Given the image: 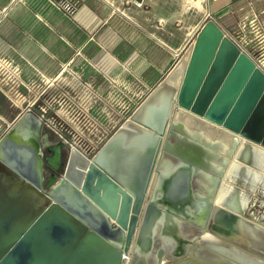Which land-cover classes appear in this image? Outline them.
Segmentation results:
<instances>
[{
	"label": "water",
	"instance_id": "1",
	"mask_svg": "<svg viewBox=\"0 0 264 264\" xmlns=\"http://www.w3.org/2000/svg\"><path fill=\"white\" fill-rule=\"evenodd\" d=\"M196 119L264 146V71L213 20L91 157L70 146L49 186L46 137L22 111L0 136V264H264V228L217 202L235 140L223 157Z\"/></svg>",
	"mask_w": 264,
	"mask_h": 264
},
{
	"label": "rangeland",
	"instance_id": "2",
	"mask_svg": "<svg viewBox=\"0 0 264 264\" xmlns=\"http://www.w3.org/2000/svg\"><path fill=\"white\" fill-rule=\"evenodd\" d=\"M70 1L76 12L91 2ZM92 1L101 8L94 11H102L96 12L100 20L95 28L105 34L104 42L97 40V32H81L72 44L81 47L89 37L97 38L105 56L95 61L103 71L89 74L85 54L76 47L75 60L49 75L31 54L17 48L18 34L25 29L22 18H27L32 1L0 0V136L28 110L39 120L47 145L62 143L65 157L71 145L91 157L183 59L207 20L215 21L264 71V0ZM41 3L64 12L48 0ZM36 9L34 4L31 11L37 14ZM42 151L49 153L43 146ZM234 184L245 188L240 181ZM247 194L256 203L251 212L259 218L264 212V185Z\"/></svg>",
	"mask_w": 264,
	"mask_h": 264
},
{
	"label": "crops",
	"instance_id": "3",
	"mask_svg": "<svg viewBox=\"0 0 264 264\" xmlns=\"http://www.w3.org/2000/svg\"><path fill=\"white\" fill-rule=\"evenodd\" d=\"M31 1L33 6L36 5L37 14L31 11L33 6H30L31 10H26L27 18L25 15L22 18L25 29L23 28L18 34L16 42L20 45L17 48L22 49L26 54H31L30 56L37 60L38 66L45 69L49 75L57 72L58 66L63 67L65 65L64 69L75 60L72 56L76 47L81 48L83 53L81 51L80 53L82 55L85 54L84 59L90 65L87 69L89 74H92L94 70L98 71V69L103 71L95 61L98 57L104 59L105 56L104 46L98 42H104L103 36L105 34H101V31H96L95 28L100 20L96 12L102 11L95 12L94 8L98 10L101 8L95 6L91 0V2L81 5L76 14L70 17L62 11L59 12L57 9L43 6L41 0ZM77 24L83 28L78 27ZM81 32H97L99 39L96 38L97 41L89 37L87 40L85 39L86 43L81 47L74 46L72 43L81 37Z\"/></svg>",
	"mask_w": 264,
	"mask_h": 264
},
{
	"label": "bare ground",
	"instance_id": "4",
	"mask_svg": "<svg viewBox=\"0 0 264 264\" xmlns=\"http://www.w3.org/2000/svg\"><path fill=\"white\" fill-rule=\"evenodd\" d=\"M188 56L189 50L186 55L183 56L182 60L184 61ZM177 114L178 117L184 121L188 120L183 107L178 108ZM196 120L198 122L195 121L193 126L202 128V131L206 136L214 139L217 138L221 142L217 150L223 157L226 156L228 149L231 146L232 139L235 140V151L223 175V184L219 190L217 202L222 207L241 215L264 228V214L262 217L256 218L251 212H248L246 204L248 203L250 196L244 192L245 188L243 189L242 186L240 187L234 184L236 181L242 182L244 186L249 189V193L252 191L254 192V189H258L261 185H264V146L238 133L226 132L223 129H221L222 131H217V133L212 132L210 131L211 129L200 125L199 122L201 123V121L199 119ZM42 144L47 145V140L45 138ZM59 148L57 154L55 152L56 157L58 158H53L52 156V158L45 159V162L52 159V162L55 160L58 161V163L55 162L59 165L61 163L60 155L58 153ZM49 185L50 184H47V186Z\"/></svg>",
	"mask_w": 264,
	"mask_h": 264
},
{
	"label": "flooded vegetation",
	"instance_id": "5",
	"mask_svg": "<svg viewBox=\"0 0 264 264\" xmlns=\"http://www.w3.org/2000/svg\"><path fill=\"white\" fill-rule=\"evenodd\" d=\"M57 144H49V145L42 144L43 148H46L49 152V153H46V155H44V154L43 155L45 156V159L52 158V156H53V158H58V157H56V154H57L58 148L60 147L58 153H59L60 159H61V166H63L64 163L66 162V157L64 155L63 145L62 146H55ZM55 152H56V154H55ZM42 153H43V151H42ZM55 161L52 162V159L48 160V162H50V163L44 161L46 165L44 167V164H43V176H44L43 185L46 183L47 184L55 183L59 180V174H58V172H56V170H58V168L60 167V164L58 165L57 164L58 161H56L57 163ZM217 166H218V164L215 165L216 169L219 168ZM236 183L238 184V182H236ZM244 190H245L244 191L245 193H248L249 189L245 187ZM254 198H256V197H254ZM251 202H252V199H251ZM251 202L248 201V203L246 204V209L248 212H251L252 211L251 209L256 204V203L254 204ZM251 214H253V213L251 212ZM263 214H264V212H263ZM263 214L261 215V213H260L259 217H262Z\"/></svg>",
	"mask_w": 264,
	"mask_h": 264
},
{
	"label": "built area",
	"instance_id": "6",
	"mask_svg": "<svg viewBox=\"0 0 264 264\" xmlns=\"http://www.w3.org/2000/svg\"><path fill=\"white\" fill-rule=\"evenodd\" d=\"M48 1H50L57 8L63 10L68 15H73L76 12L75 4L70 0H48Z\"/></svg>",
	"mask_w": 264,
	"mask_h": 264
}]
</instances>
